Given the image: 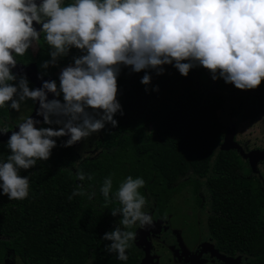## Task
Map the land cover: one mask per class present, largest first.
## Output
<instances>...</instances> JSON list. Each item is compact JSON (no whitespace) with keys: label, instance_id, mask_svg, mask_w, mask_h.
<instances>
[{"label":"clouds","instance_id":"clouds-1","mask_svg":"<svg viewBox=\"0 0 264 264\" xmlns=\"http://www.w3.org/2000/svg\"><path fill=\"white\" fill-rule=\"evenodd\" d=\"M34 21L42 25L40 31ZM41 34L52 58L44 62V68L55 65L72 47L84 54L62 69L59 88L52 80L31 89L26 77H20L18 84L10 83L17 80L12 71L16 57L24 56ZM166 64L183 76L203 66L214 80L223 78L241 90L258 88L264 81V0H74L67 5L64 0L39 4L0 0V107L7 104L19 111L22 102L38 101L43 122L62 125L37 128L39 121L32 117L19 123L6 144L10 155L0 162L2 193L9 200L28 197L29 177L19 172L48 160L57 146L54 137L68 136L63 146L70 147L108 123L118 124L114 116L123 114L117 99L121 65L134 72L154 69L163 74ZM151 79L146 73L141 83L148 85ZM48 92L57 97L63 93V102L49 100ZM76 175L80 181L92 179L82 170ZM145 183L142 177L129 175L114 192L120 206L112 208L111 214L121 219L102 239L111 241L105 250L120 260L128 259L126 250L136 239L137 233L130 229L153 225L152 216L143 211L147 201L139 191ZM99 190L105 204H110L111 176ZM77 195H84L80 188L68 199Z\"/></svg>","mask_w":264,"mask_h":264},{"label":"trees","instance_id":"trees-1","mask_svg":"<svg viewBox=\"0 0 264 264\" xmlns=\"http://www.w3.org/2000/svg\"><path fill=\"white\" fill-rule=\"evenodd\" d=\"M37 45L36 54L29 48L16 58L24 64L36 62L39 72L53 75L54 80L84 54L72 47L55 65L44 68V62L52 58L43 34ZM163 67V74H157L154 69L134 72L130 66H120L117 99L123 114H115V127L106 124L102 140L96 142L97 154L82 156L75 146H63L67 136L54 137L57 146L50 158L19 172L29 177L26 199L9 200L0 189V258L11 251L23 264H107V256L116 254L105 250L111 241L102 237L119 225L121 216L111 214L112 208L120 206L114 192L129 175L145 180L139 191L174 193L187 185L200 190L202 180L213 191L233 189L220 184H231L225 176L241 173L242 164L233 149L228 162L220 161L227 129L219 115L226 114L237 123L257 115V107L264 102V81L256 89L241 90L223 78L214 80L203 66L193 67L187 76L173 65ZM146 73L152 77L148 85L141 83ZM20 77H26L35 89L25 75H17L10 83L18 84ZM14 112L7 104L0 107V127H14ZM61 126L43 122L39 128ZM6 144L0 142V162L10 155ZM80 170L92 179L78 180ZM109 176L113 193L106 205L99 189ZM78 188L84 195L69 200Z\"/></svg>","mask_w":264,"mask_h":264},{"label":"flooded vegetation","instance_id":"flooded-vegetation-1","mask_svg":"<svg viewBox=\"0 0 264 264\" xmlns=\"http://www.w3.org/2000/svg\"><path fill=\"white\" fill-rule=\"evenodd\" d=\"M255 149L243 144L233 149L242 172L225 176L231 184H220L232 190L213 191L202 180L200 190L187 185L174 193L140 191L153 225L134 226L128 259L107 256V264H264V160L251 162L249 152ZM14 256L8 251L0 264H17Z\"/></svg>","mask_w":264,"mask_h":264},{"label":"rangeland","instance_id":"rangeland-1","mask_svg":"<svg viewBox=\"0 0 264 264\" xmlns=\"http://www.w3.org/2000/svg\"><path fill=\"white\" fill-rule=\"evenodd\" d=\"M70 0H64V3L68 2ZM74 2V0H72ZM41 2V1H40ZM40 2H37L39 4ZM38 29L40 31L42 25L37 23ZM32 52L34 54L38 51V45L37 42L33 43V46L30 47ZM57 86L59 88L60 81H56ZM63 93H61L60 96H62ZM89 111H92V109H88ZM36 111V101L35 103L32 102L31 104L25 102L21 103V108L19 111L14 112V125L24 122L25 119L32 117V115ZM257 115L254 116H248L247 119H245L242 122H236L233 119H230L226 114L221 113L220 119L221 122L224 123V125L228 124L230 121H233L237 125L236 129V135L235 139L242 143L243 145L248 146L251 149L255 148H264V102L259 104L257 107ZM105 128L101 130L99 133H93L91 136H89L86 139H82L79 141V144L75 147L82 156L86 155H95L99 152V149L96 147V142L99 140H102L104 136ZM224 138L221 139V145H220V159L225 160L228 159L230 154V150L225 146L224 144ZM241 144V145H242ZM191 188L185 189V191H190ZM186 196H191V194H186ZM177 202L179 203L182 199L180 198V195H175ZM16 259L17 264H23L22 260L19 256H14Z\"/></svg>","mask_w":264,"mask_h":264},{"label":"water","instance_id":"water-1","mask_svg":"<svg viewBox=\"0 0 264 264\" xmlns=\"http://www.w3.org/2000/svg\"><path fill=\"white\" fill-rule=\"evenodd\" d=\"M40 1L41 0H36V2H40ZM33 26L34 28H36L37 31H39L37 22L34 21ZM12 71L16 75H25L29 77V79L35 84V89L42 87L44 81L54 80L53 75L46 76V75L41 74L38 70V66L36 62H31L30 64H24L17 60V65L15 68L12 69ZM47 96L49 100L59 99L61 102H63L61 97L60 96L57 97L54 93L48 92ZM38 112H39V102L36 101V111L32 115V118L39 121V123L35 125L37 128H39L41 124L43 123V116L38 115ZM0 129H4V128L0 127ZM226 129H227V132L224 138L225 146L229 150L242 149L241 143L235 139L236 129H237L236 123L233 121H230L228 124H226ZM18 130H19L18 124H16L14 125L12 129H8L7 133L0 131V142H7L10 135L12 134V131H18ZM67 138L69 137L67 136ZM78 144L79 142L75 143L73 146L76 147ZM249 158L251 159V162L253 164H257L259 161L264 160V149L251 150L249 152Z\"/></svg>","mask_w":264,"mask_h":264}]
</instances>
